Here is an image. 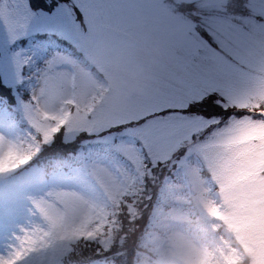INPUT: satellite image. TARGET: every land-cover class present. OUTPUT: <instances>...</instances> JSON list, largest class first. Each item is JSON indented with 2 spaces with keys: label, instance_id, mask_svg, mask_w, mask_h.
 <instances>
[{
  "label": "snow or ice",
  "instance_id": "6c2138e0",
  "mask_svg": "<svg viewBox=\"0 0 264 264\" xmlns=\"http://www.w3.org/2000/svg\"><path fill=\"white\" fill-rule=\"evenodd\" d=\"M125 7L119 0H0V125H11L7 105L19 102L13 91L23 84L25 68L66 60L63 50L72 45L90 47L123 20ZM240 20L215 28L209 17L186 21L179 51L145 101L125 114L101 111L92 121L78 118L67 127L89 136L107 133L103 142L138 168H175L200 192L206 215L247 247L240 189L264 190V3ZM43 132L49 139V130ZM28 159L30 153L13 142L5 149L0 136V172ZM213 187L223 207L208 198ZM38 241L42 237H25L10 256H0V264H21L24 245ZM101 244L110 250V241ZM213 256L206 246L188 252L194 264H210ZM225 260L237 264L236 250Z\"/></svg>",
  "mask_w": 264,
  "mask_h": 264
},
{
  "label": "rangeland",
  "instance_id": "374dc122",
  "mask_svg": "<svg viewBox=\"0 0 264 264\" xmlns=\"http://www.w3.org/2000/svg\"><path fill=\"white\" fill-rule=\"evenodd\" d=\"M119 2L126 6L121 14L123 20L101 34L90 47L76 46L86 64L67 53L66 60L51 66L34 63L29 67L27 76H23V84L13 91L16 101H19L13 108L23 122L8 111L11 125H0L5 149L9 142H13L25 153H30L31 158L33 151L39 147L37 136L40 135L49 144L50 133L64 125L61 145L77 143L75 137L83 133L80 135L81 139H85L83 143L91 142L92 150L90 148V153L87 150L86 155H80L77 164H72L66 170L45 174L35 165L25 167L28 159L26 162L16 161V166L6 173L0 172L2 257L10 256L25 237H42V241L32 246L24 245L26 250L21 264H63L64 253L81 237L92 243L97 241L101 246L102 241H109L111 229L108 227L113 228L114 225L107 222V211L114 208L121 196L135 194L142 167L138 168L104 143L102 137L107 133L102 136H89L85 131L73 133L67 124L78 118L92 121L101 111L113 115L125 114L145 101L160 86L172 55L179 51L186 21L200 23L209 17L214 20V28L229 23L239 24L240 18L248 15L252 6H258L264 0H247L241 7L233 0ZM187 5L188 10H178L179 6ZM239 7L242 13L233 14ZM124 34L137 41L166 44L165 50L171 55L160 81L149 83L140 91L129 92L113 75L110 71V64L115 58L113 41ZM22 86L28 91L27 98L18 95ZM44 128L49 130L47 140ZM158 168L161 175L164 172L167 175L158 188L161 204L150 214L149 230L144 235L146 241L143 244L152 251L148 257L162 258L176 264H194L188 258L189 249L192 246H206L197 243L196 237L207 231L210 217L200 205L189 203L184 197L173 193L170 185L177 179L175 168L170 165ZM240 193L245 198L241 227L248 245L246 247L234 235L241 249L236 251L238 259L246 256L250 258V264H264V190L259 186L244 185ZM132 202L128 201L129 207L124 214V226L129 231L136 229L141 218V209H138L137 202ZM192 206L201 216V223H197V219H189ZM185 219H189L193 226L184 222ZM88 248H82V254L88 253ZM117 262L121 263L119 260Z\"/></svg>",
  "mask_w": 264,
  "mask_h": 264
},
{
  "label": "clouds",
  "instance_id": "9594fccd",
  "mask_svg": "<svg viewBox=\"0 0 264 264\" xmlns=\"http://www.w3.org/2000/svg\"><path fill=\"white\" fill-rule=\"evenodd\" d=\"M163 42H146L134 40L130 35L124 34L114 38L112 50L114 60L110 64V71L129 92L140 91L147 84L158 82L167 66L171 53L165 50ZM207 177L209 173L205 171ZM174 194L184 197L189 203L200 205V192L193 188L183 177L177 174V179L170 185ZM219 188L213 187L211 196L215 198L218 207H223V200L219 195ZM201 206V205H200ZM211 226L203 234L196 237V242L207 246L210 253H214L210 264H225V256L232 254L237 248L234 235L221 222L211 220ZM141 264H176L162 258L147 257Z\"/></svg>",
  "mask_w": 264,
  "mask_h": 264
},
{
  "label": "trees",
  "instance_id": "16d2710c",
  "mask_svg": "<svg viewBox=\"0 0 264 264\" xmlns=\"http://www.w3.org/2000/svg\"><path fill=\"white\" fill-rule=\"evenodd\" d=\"M233 1L235 3V1L239 2L241 0ZM188 8L189 6H180L179 10L183 11L187 10ZM50 145L52 146L48 147V145H44L42 151L39 154V157L43 156V154H51L56 160H59L61 164L63 162V159L60 158V156H66L65 154L68 153H62V150L74 151L71 149H75L76 147V143L61 145L60 140L57 143L56 141H54ZM62 147H66V149H62ZM57 156H59V158H57ZM169 173L171 174V172ZM166 175V172L161 175L159 168L156 167L151 170L150 176H148L145 180L144 191L142 192L140 197L141 205L139 206V209H141V214H139V217L141 215V218L139 219V221L137 220L138 223L136 229H133V231L125 229V215H123L120 217L117 229H115L111 235L109 251L105 252L103 248L92 244L87 250L88 253L84 254V256L71 255L69 256V258L76 263H80L83 257L86 258L90 256H105L109 259L113 258L121 261L123 260L124 264H134L136 259H138L137 254L139 253V251H143V243L145 241V237L143 235L148 228L149 216L151 214V211L155 208L156 205H159L160 203V194L158 188L163 184ZM118 253H121V255L123 256L118 255ZM238 264H249V260H241L238 262Z\"/></svg>",
  "mask_w": 264,
  "mask_h": 264
}]
</instances>
